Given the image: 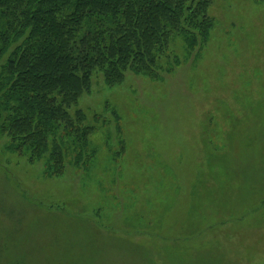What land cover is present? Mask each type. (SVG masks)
Masks as SVG:
<instances>
[{"label": "rangeland", "instance_id": "1", "mask_svg": "<svg viewBox=\"0 0 264 264\" xmlns=\"http://www.w3.org/2000/svg\"><path fill=\"white\" fill-rule=\"evenodd\" d=\"M209 14L161 78L95 72L81 165L50 174L0 135V264H264V0Z\"/></svg>", "mask_w": 264, "mask_h": 264}, {"label": "trees", "instance_id": "2", "mask_svg": "<svg viewBox=\"0 0 264 264\" xmlns=\"http://www.w3.org/2000/svg\"><path fill=\"white\" fill-rule=\"evenodd\" d=\"M213 0H0V135L60 175L86 162L94 126L77 106L95 72L161 78L174 36L207 41ZM178 59V58H177ZM68 158V159H67Z\"/></svg>", "mask_w": 264, "mask_h": 264}]
</instances>
